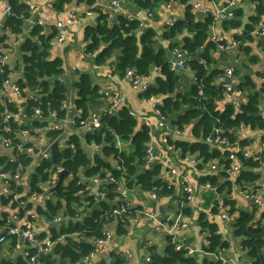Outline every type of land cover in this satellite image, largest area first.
<instances>
[{"label":"trees","instance_id":"obj_1","mask_svg":"<svg viewBox=\"0 0 264 264\" xmlns=\"http://www.w3.org/2000/svg\"><path fill=\"white\" fill-rule=\"evenodd\" d=\"M9 1L13 10L12 14L5 18V28L14 34H21L31 18L30 2ZM72 1L60 0V4ZM161 1L170 0H135L140 7L151 10ZM179 1L186 5L185 16L178 18L173 25L167 26L164 36L169 41L181 36L183 48L190 54L187 64L194 72V81L187 92L179 90L180 73L170 69L167 50L162 47L156 49V30L148 27L138 34L141 26L138 19L119 15L115 22H112L107 15L101 13L98 23L85 29L87 51L95 53L98 62L107 61L120 52L114 65V70L119 74H127L128 69L133 68L137 75L149 76L154 68H160L155 80L149 83L142 95L146 98L163 96L158 104L162 115L169 118L175 114L172 123L182 131L187 127L191 128L193 140L169 137V143L181 151L183 158L188 155L198 160L197 168L202 173L201 181L216 188L215 191L218 196H222L223 205L228 209L229 215L236 214L234 233L243 239L242 245L253 257V264H264L262 223L264 212L257 219L259 214L256 208L241 209L236 206V201L230 198L234 189L239 190L241 194L242 191H247L250 197L252 196L251 186L261 177L264 156H246L244 150L238 151L240 170L236 176L229 172L231 160L228 159L235 141L238 140L245 148L250 145L251 140L242 135L245 129H264L262 113L264 84L257 87L255 80L248 76L245 81L234 84L236 96L233 99L227 98L224 82H219L224 71L215 67V52L219 46H226L228 42L213 41L209 37L215 15L210 12L200 19L189 4L190 0ZM254 1L257 3L256 12L248 23L244 24L242 19L244 12L238 7L234 10V17L221 22L225 31L243 27L242 33H235L233 37L240 42L239 48L247 51L249 48L245 45L246 41H253L252 32L255 25L264 16V0ZM225 2L227 3V0ZM56 34L57 29L53 28L47 32L42 25L36 23L21 45L19 57L12 61L14 65L9 62L4 67L0 66V125L4 120L5 111L10 110L14 114L11 120V136L16 142L24 141L26 147L33 146L35 150H39L37 129L46 127L50 118L66 123L70 114L69 109L64 107L67 86L57 78L65 71L64 62L61 57H53L50 48ZM7 39L6 35L0 36L3 47L8 46ZM177 45L178 42H171L170 47ZM11 56L9 61L13 60ZM13 77H16L15 83L20 87L24 98L21 104L1 96L4 81ZM76 86L79 98L75 105L80 112L75 117L76 130L69 134L66 128L50 130L46 149L49 153L48 158L42 157L38 165L29 168L34 161L33 157L23 151L13 157L9 152L5 153L0 149V173L7 174L5 179L15 190L14 193L23 194L20 201L26 203V208L16 210L19 201H12L14 193H0L1 202L5 206L10 205L21 217L32 205L28 203V196L43 194L46 189L44 184L54 178V172L59 167L67 171L66 181L61 185L60 193L52 192V198H46L45 204L38 210L40 214L52 220L50 238L55 244L51 251L37 257V264H79L87 260L88 255L96 247L95 240L103 237L110 222H117L121 233L127 232L130 215L117 217L113 214V209L120 207L123 202L117 191L118 183L109 180L110 176L118 180L125 178L130 191L139 188L143 191L157 192L160 188L167 190L168 186L159 178L162 165L154 161L148 163L146 160L151 140L150 126L139 121L132 110L124 105L114 112H103L100 116L102 120L100 128L94 131L81 129V122L92 114L99 92L90 76L85 74L78 79ZM246 89L249 92L244 97L243 92ZM211 98L214 101H211ZM237 99L241 101L240 106L236 104ZM35 108L41 109L40 116L35 115ZM215 129H220L221 137L227 139L225 145L210 141ZM21 130H28L30 136L37 139L22 138ZM79 131L84 132V143ZM2 132L5 131L1 130L0 133ZM52 139L54 141H51ZM118 139L128 143L130 149L120 147ZM91 147L96 149L93 154L89 151ZM214 161H218L217 170H211ZM19 168L30 170L27 192L22 185L16 187L12 180L13 174ZM96 176L103 180L100 189L106 191L105 197H100V190L98 193L89 190V185ZM135 210L132 209L131 215ZM183 212L188 213L185 208ZM60 213L64 220L60 224H55L53 219ZM10 219V211H1V227L7 223L14 225L15 223L9 222ZM210 230L209 243L205 247L207 253L228 245L214 226L210 225ZM2 234H6V231H1L0 235ZM44 236L40 234L41 238ZM63 236L65 242L60 241ZM7 238L18 242L15 236ZM149 248L150 264H195L194 257L187 255L185 249L181 251L175 249L171 236H167L164 253L159 252L154 246ZM36 252L35 248L30 247L26 255H18L12 263L32 264L30 258ZM3 262L8 261L3 259ZM205 263L223 264L215 259H206ZM93 264H126V259L123 255H116L111 260L96 259Z\"/></svg>","mask_w":264,"mask_h":264},{"label":"crops","instance_id":"obj_2","mask_svg":"<svg viewBox=\"0 0 264 264\" xmlns=\"http://www.w3.org/2000/svg\"><path fill=\"white\" fill-rule=\"evenodd\" d=\"M113 1H116L117 4L114 5ZM32 2L35 8L31 11L30 19L42 25L45 31L50 32L53 28L56 29L58 22L66 25L65 40L56 45L52 51V56L61 57L64 62L65 71L57 78L67 86L66 102L70 112L69 117L72 116V119L68 117L67 122L71 121L74 124L76 115L80 113L75 105L76 100L79 98L76 82L85 74L90 76L99 92V98L96 100L92 113H97L101 116L103 112L111 110L115 98L124 97L126 99L125 105L137 113L139 121L144 123L143 119L146 118L150 124V146L152 147L154 162L162 165L159 178L166 182L168 186L167 190L160 188L157 189V192L154 190L143 191L139 188L130 191L129 201L131 208L152 211L164 221H169L174 216L182 214L183 221L187 223V228L176 230L177 241L196 250L192 254L195 264H206V259H214L205 250L209 243L210 225L214 226L222 236L223 241L228 243L226 247L221 249L225 257L242 264H253V257L242 245L243 239L237 237L234 233L236 214L229 212L230 215L225 216L228 209L223 205L222 196L217 195L216 188L208 187L201 181L202 173L197 168V165H194L193 156L187 155L183 158L181 151L175 145L169 143V137L193 140L191 128L187 127L181 134H177L174 128L168 129L159 124L161 120L160 114L162 113L158 109V104L162 101L163 96L158 95L151 100H147L142 95L143 91L140 87L133 85L131 78L127 74H119L114 70V65L121 54L120 52L107 61L98 62L96 59L97 55L87 51L88 44L85 40V29L87 26L96 25L101 13L107 15L112 22H115L119 15H124L140 21L141 26L138 34L148 27L155 29L157 32L156 49L159 47L166 49L168 59H170L173 57V49L183 48V44L181 36L172 41L165 38L164 33L167 30V22L170 16H175L177 19L183 18L186 13V5L179 0L161 1L151 10L140 7L135 0H73L64 5L60 4V0H32ZM196 3L200 4L199 10L215 12L217 8L225 5L226 2L225 0L189 1L192 6ZM254 3V0H238V8H242L244 12L242 17L244 24L248 23L251 17L255 15ZM4 8L5 2L0 0V20L4 19ZM72 11L76 13L78 20L76 23L68 25L69 14ZM262 20H264V16L260 21ZM221 22L222 20H215L212 27L215 30V38L224 33L230 41L235 33H242L243 27L238 30L225 31L221 26ZM29 23L30 21H27L23 33H11L7 36V47L12 49L11 59L13 60L9 61L12 66L15 59L19 57L21 45L29 36ZM256 27L257 24L255 25ZM253 36V41L247 40L245 44L249 51L241 47H224L219 48L215 52V67L223 71L227 68L233 69L232 81L234 84H239L250 76L257 83V87L261 86L260 77L264 74V38ZM171 42H178L179 45L171 48ZM158 73L159 71L155 72V69H153V78L150 83L155 80V76ZM179 73V90L185 93L193 84L194 72L187 66L186 69ZM226 80L227 77L223 73L219 78V82H225ZM248 92V89H246L243 92V96L245 97ZM7 97L10 101L17 104H21L24 100L17 93L10 90L7 92ZM262 113L264 115V101L262 102ZM174 117L175 114H172L169 118H165L167 122L172 123ZM54 126L66 128L63 122L50 118L46 127L37 129L39 134L37 140L40 146L47 145L48 132L53 130ZM68 128L69 131H73L69 126ZM242 135L251 140L248 147L252 155L255 157L264 156V129L253 130L248 128L244 130ZM118 145L122 148L130 149L129 144L121 140L118 141ZM95 150V147H91L89 151L93 154ZM184 175L188 177L192 187V195L187 198L182 185V177ZM28 178V173H25L24 185L26 186V192L29 188ZM101 189L100 184L93 179L89 185V190L98 193ZM0 193L3 194L1 186ZM251 194L250 198H246L239 190L234 189L230 198L234 199L236 206L241 209L252 210L256 208L257 214H259L257 219H259L262 215L261 213L264 212V159L261 166V177L257 183L252 184ZM256 198L260 199L259 203L255 202ZM45 199L43 194H34L33 197H30L28 203L30 202L32 205L28 213L34 215L33 226L39 236L40 234L45 235L42 238L48 240L51 236L50 227L52 223L38 211L39 207L45 204ZM183 208L187 209L188 213L185 214ZM4 210L10 211L11 219L9 222L17 225L23 223V217L19 216L18 211H14L10 205H3L0 198V215L1 211ZM128 218L126 233L119 231L117 222H110L106 230L110 232L111 239L100 247L96 257L87 258V260L79 264H93L96 259L111 260L116 255H123L126 259V264H150L146 259L148 253H150V246H154L161 253L166 251L167 235L156 229V223L153 220L146 217L134 219L128 216ZM263 222L264 219L262 220ZM63 240L64 238H61V241ZM149 242H151V245H148ZM0 245V263H2L3 259L8 261L2 264L12 263L13 259L18 255H26L29 249L26 243L22 244L20 241L16 243L12 239H8L7 242L0 243Z\"/></svg>","mask_w":264,"mask_h":264},{"label":"built area","instance_id":"obj_3","mask_svg":"<svg viewBox=\"0 0 264 264\" xmlns=\"http://www.w3.org/2000/svg\"><path fill=\"white\" fill-rule=\"evenodd\" d=\"M28 1L30 2V9H31V11H33L35 8V5L33 4L32 0H28ZM4 2H5V8H4V13H3L4 19L0 20V36H2V35L9 36L12 32L10 31V29L5 28V18L12 14L13 9H12V5H11L9 0H4ZM236 2H237V0H227V3H225V5L217 8L216 11L213 12L215 15V20H217V19L218 20H224V19L234 17L233 6L235 5ZM113 3H114V5L117 4L116 1H113ZM199 7H200L199 3L194 4L195 9H198ZM254 8L255 9L257 8V4H254ZM210 12H212V11H210V10L205 11L206 14H208ZM150 15H152V13H150ZM77 20H78V18H77L76 13L74 11L70 12L69 19H68V25L76 23ZM28 21H30V23L28 25V31L30 32V31H32V29L36 25V22L32 21L31 19ZM176 21H177V18L175 16H170V18L167 22L168 26L173 25ZM65 26L66 25L62 22H58L56 24L57 34L54 37V39L52 40V44L50 47L51 51H53L55 49V47L58 43L64 42V40H65ZM255 34L264 38V21L261 23V25L258 27V29H256ZM222 39L228 40L227 37H223ZM212 40L216 41L215 38H213ZM230 42H231L230 47H234V48L237 47L238 43L234 38H231ZM2 45H3V43H0V66L4 67L7 63H9V58L12 55V49L9 47H3ZM224 47H225L224 45H222L221 47L219 46V48H224ZM172 54H173V57L168 59L170 69L172 71H175L178 73L183 71L184 69H186L188 66L187 63L190 60L189 59L190 54H189L188 50L185 48H175V49H173ZM154 69H155V72L160 70L159 67H156ZM12 75H15V74H12ZM127 75L131 78L133 85H135L136 87H140V89L142 91L147 90L148 85L153 78V73H151L149 76H141V75H137L135 69H133V68L128 69ZM224 75H225V77H228V80L226 82H224V87L226 89V95L228 98H234L237 94V90L234 86L233 81L230 80V78L233 75V69H231V68L225 69ZM260 78L263 81L262 83L264 84V74ZM15 80H16V77H13L11 79L7 78L4 81V83L2 85L3 88H2L1 96H3L4 98H7V92L10 90V91L17 93L19 95V97L23 98L20 87L15 83ZM146 99L151 100V99H153V97L146 98ZM66 101H64V107L68 108ZM125 104H126V99L124 97L115 98L113 100L110 111L114 112L118 108L124 106ZM236 104L238 106H240L241 101L239 99H237ZM132 113L137 117L136 112L132 111ZM35 115H37V116L41 115V109L40 108H35ZM13 117H14V114L10 110L5 111L4 120H3L2 124L0 125V131L1 130L5 131V132L0 133V149H2V151L5 153L9 152L10 154H12L13 157H16V155L20 151H23L24 153H26L29 156L34 158V161L29 168L34 167V166L39 164V161L41 160L42 157L48 158L49 153H47L45 150H42V148H41L42 146H40V144L39 145L37 144L39 150H35V148L33 146L26 147L24 144V141L16 142L15 139L11 136V133H12L11 120L13 119ZM160 118H161V120H160L159 124L162 127H166L168 129L174 128V130L177 134L182 133V130H180L176 125H173V124H170L169 122H167L162 114H160ZM143 120H144L145 124H148L150 126V124L148 123L146 118H144ZM67 121L68 120H66V122ZM74 123H75V121H74ZM81 123H82L81 129H87V130H92V131H94L95 129H98L102 126L101 117L97 113H92L87 120H83ZM64 125L67 128V124L64 123ZM53 129H62V127H55L54 126ZM66 131L68 132V134L71 132V131H69V129H66ZM219 133L217 134V136L215 137V139L213 141L217 144L225 145L228 141L226 138L221 137V135ZM21 135H22V138H30L33 140L37 139L35 136L31 137L28 130H21ZM119 140L120 139H118V141ZM47 144H48V142H47ZM241 150H244V154L246 156L252 155V152L250 151L249 147H246V148L242 147L239 144L238 140L234 142L233 150L229 154L228 159L231 160L229 172L235 176L238 174V172L240 170V162L238 161L237 152L241 151ZM146 160L148 163H151L154 161V156H153V151H152L151 146H149V148L147 149ZM192 161H193L195 166L198 164V160L196 158L193 157ZM217 166H218V161H214L211 164V170H217ZM62 170H63V168L59 167L57 169V171L54 172V178H52L50 181H48L46 184H44L46 189H45V192L43 193V195L45 198H52V192L50 189L56 183L57 178H58V176ZM173 172H175V170H173ZM25 173H28V177H29L30 170L25 171V170H23V168H19L16 171V173L13 174L12 180L14 181L16 187H19L22 185L26 189V186L24 185ZM5 178H7V174L6 173H0V186L2 188V192L7 193V194L8 193L13 194L15 190H13L11 188L10 183H8ZM109 180L118 183L117 191L119 192V195H120L119 198L123 202L120 205V207L113 209V214L115 216L123 217L124 215H130V217H132L134 219H138L140 217H146L150 220H153L156 223V229L162 231V233H164L165 235L172 237V240L175 243V249L177 251H181V250L185 249L187 255H192L196 251L194 248L187 247V246H185L182 243L177 241L176 230L179 228H187V223L185 221H183V215L182 214H178V215L174 216V218H172L169 221L168 220H166V221L162 220L158 215H156L152 211H144L142 209H137V210L133 211V214L131 215L132 209H131V204L129 201L130 200L129 199L130 190L126 185L127 181L123 177L118 180L113 176H110ZM94 181L98 184H101L103 180L99 176H96L94 178ZM28 185H29V178H28ZM182 185H183V191L185 193V197L186 198L191 197L192 187H191L189 179L186 175H184L182 177ZM206 185L208 187H212L210 183H206ZM28 190H29V188H28ZM106 194H107L106 191L102 190V189L99 192V195L101 198L105 197ZM242 194L246 198L250 197V195L247 193V191H242ZM22 195L23 194L20 192L14 193V199L12 201L13 202L19 201V205H18L17 210H20V208H26V205H25L26 203H24V201H20V198L22 197ZM33 195L34 194L29 195L28 199L30 197H33ZM153 196H155V194H153ZM256 202L259 203L260 199L256 198ZM225 216H229V214L225 213ZM33 217H34V215H31L27 211L22 218L23 223L21 225L6 224L3 227H1V225H0V232L6 231V234L0 235V243L7 242L8 236L17 237L18 241L22 240L23 243H26L29 246V248L31 247V248H35L37 250L36 254L30 258V262L32 264H37V257L43 253H47V252L51 251L55 242L52 241L51 238L46 240V239H43L39 236L38 232L34 229V226H33ZM63 220H64V216L60 213L54 217L53 222L55 224H60ZM50 222L52 223V220ZM263 225H264V222H263ZM61 238H64V236ZM110 239H111V234L109 231L106 230L103 237H100V238L95 240L96 247L88 255L87 258L96 257L97 254L99 253L100 247L103 244L107 243ZM60 241H61V239H60ZM148 245H151V242H149ZM209 254L216 261H220L223 264H242L241 262H238L236 260L229 259V258L225 257L223 255L222 251H220V250L215 251V252H209ZM146 259L149 262H151L150 253H148V256ZM244 264H248V263H244Z\"/></svg>","mask_w":264,"mask_h":264},{"label":"water","instance_id":"obj_4","mask_svg":"<svg viewBox=\"0 0 264 264\" xmlns=\"http://www.w3.org/2000/svg\"><path fill=\"white\" fill-rule=\"evenodd\" d=\"M196 15L198 16V18L201 19V18H203V17L205 16V12H204L203 10H199V11L196 12ZM213 36H214V31H213V29H210V30H209V37H210V39H211ZM221 36H225V34L223 33V34H221ZM237 48H238V47H237ZM210 68L213 69V66H211ZM226 96H227V95H226ZM227 98H228V97H227ZM231 99H233V98H231ZM210 100H211V101H214L213 98H211ZM163 116H164V115H163ZM164 118H165V116H164ZM69 119H72V116H70ZM165 120H166V118H165ZM166 121H167V120H166ZM169 123H170V122H169ZM66 124H67V128H66V129H69V128H68V126H69L73 131L76 130V127L74 126V124L71 123V121L67 122ZM170 124H172V123H170ZM173 125H174V124H173ZM220 131H221L220 129H215V130L213 131V133L211 134V136H210V141H213V140L215 139V137L217 136V134H218ZM79 133H80V136H81L82 142L84 143V140H83L84 132H83V131H79ZM51 141H54V140L52 139ZM37 144L39 145V143H37ZM41 148H42V150H45V151H46V149L48 148V144L42 146ZM8 176H10V175H8ZM66 177H67V171L63 169V170L60 172V174H59V176H58V178H57L56 183L54 184L53 187H51V189H50L51 192L60 193V187H61V185L66 181ZM20 242L23 244V241H22V240H20Z\"/></svg>","mask_w":264,"mask_h":264},{"label":"rangeland","instance_id":"obj_5","mask_svg":"<svg viewBox=\"0 0 264 264\" xmlns=\"http://www.w3.org/2000/svg\"><path fill=\"white\" fill-rule=\"evenodd\" d=\"M254 4H257L256 2L254 3ZM193 7V10L195 11V12H197V10H199V9H195L194 8V5L192 6ZM238 7V0H237V2L235 3V5L233 6V9L235 10V8H237ZM264 20H262V21H260L258 24H257V27L256 28H254V30H253V32H252V35H255V36H257V37H260V36H258V35H256L255 34V31H256V29H258V27L261 25V23L263 22ZM214 22H215V20H214ZM214 25V24H213ZM213 25H212V27H213ZM211 27V29H213V31H214V35H215V30H214V28H212ZM223 37H227L226 35L225 36H219L218 38H215L214 36L211 38V40L213 39V38H215V40L216 41H227L228 42V44L225 46V47H230V41H228L229 40V38H228V40H225V39H222ZM232 38H234L233 36H232ZM262 38V37H261ZM231 40V39H230ZM236 40V39H235ZM214 41V40H213ZM237 41V43H238V45H237V47H239V45H240V42L238 41V40H236ZM236 47V48H237ZM232 48H234V47H232ZM233 76V75H232ZM227 80H228V77H227ZM226 80V81H227ZM230 80H232V77L230 78ZM225 81V82H226ZM260 82H261V84H263L262 82V80H261V78H260ZM53 196V195H52ZM220 251H221V249H219ZM218 251V250H217ZM1 257V256H0ZM15 259V258H14ZM13 259V260H14ZM2 263H3V260H2ZM2 263H0V264H2ZM9 264V263H8ZM10 264H13V263H10Z\"/></svg>","mask_w":264,"mask_h":264},{"label":"bare ground","instance_id":"obj_6","mask_svg":"<svg viewBox=\"0 0 264 264\" xmlns=\"http://www.w3.org/2000/svg\"><path fill=\"white\" fill-rule=\"evenodd\" d=\"M254 195V194H253Z\"/></svg>","mask_w":264,"mask_h":264}]
</instances>
